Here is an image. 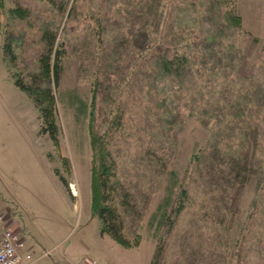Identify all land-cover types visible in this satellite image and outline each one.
<instances>
[{"label":"rangeland","instance_id":"374dc122","mask_svg":"<svg viewBox=\"0 0 264 264\" xmlns=\"http://www.w3.org/2000/svg\"><path fill=\"white\" fill-rule=\"evenodd\" d=\"M144 25L152 50L162 34L169 48L189 54L195 104L217 99L208 108L224 113L222 126L250 119H234L237 106L223 100L264 89V0H0V213L18 224L25 242L17 264H27L26 254L32 264H76L85 256L97 264H149L155 250L161 264H264V216L250 214L252 187L236 181L225 207L220 189L187 178L205 121L190 113L177 79L156 77L154 62H140L146 40L134 44V34ZM7 43L12 60L3 54ZM11 74L52 112L56 141L40 134L38 111ZM251 113L264 117V104ZM90 132L108 138L112 205L128 247L99 238ZM259 144L253 152L262 161Z\"/></svg>","mask_w":264,"mask_h":264},{"label":"trees","instance_id":"16d2710c","mask_svg":"<svg viewBox=\"0 0 264 264\" xmlns=\"http://www.w3.org/2000/svg\"><path fill=\"white\" fill-rule=\"evenodd\" d=\"M152 10L157 17L161 16L162 13L158 14L156 8L151 9V11ZM231 18V20L236 21V18L232 16ZM157 25L158 22L153 23V26ZM144 27L146 28L144 25L142 26V30L137 32V36L134 34V44L135 39L142 38V41L146 40L144 45H142L143 51H145L144 53L146 55H143L144 53L140 55V62H143V65L148 64L149 61L154 62L156 64L155 70L157 71L156 77L158 76L161 78L163 76H168L164 79H177L179 85L184 87L188 92H186V96L189 102L190 113L193 116L200 117L201 120L205 121L207 136L203 143L190 157L191 161L189 160L186 170L189 175L187 178L189 179L190 177L196 175L202 178L204 184L202 185L203 188L211 189L213 187V190L217 191L220 189L222 191L221 193H223L221 199L224 202L225 207L231 203L229 194L234 190V186L237 182L238 184L246 183L250 185L252 187L251 200L248 205V209L251 210L250 214H254L256 218L261 215L263 217L264 157L262 161H258L257 157L254 155L255 152L253 151L256 150L255 148L261 140L264 143V117L262 116L259 119L249 115L248 113L252 112V107L256 104L259 106L264 104V89L261 90L260 88L259 91L255 92L252 90V87L249 91H247V94L245 93L242 97L234 98L235 102L232 101V104L227 102V100H230L229 98H225L223 103H228L230 107L233 104L237 106V110L233 116L234 119H242V114L249 116L250 119L247 120L246 118L243 120L244 122L242 124H235L231 128L226 119L223 124L224 126H222L221 121L218 120V115L224 113L221 112L215 114L212 109L208 108L218 103L217 99L202 98L199 105L195 104L197 99L193 96V89L196 90L198 87L196 82H192L191 78L190 81L186 78L190 75L192 68H194L189 54L180 52L179 49L169 48L170 45L165 44L166 40L165 37H162V34L161 39L158 38L157 48L153 49L155 51L153 52L151 49L152 44L147 39L150 32L149 30L146 32ZM254 40L256 42L258 41L256 38ZM3 54L8 56L10 60L14 58L12 48L9 43L3 45ZM135 56L136 53L134 52V57ZM55 59L56 62L54 65L57 67L59 54L56 55ZM52 70L53 83L56 85L60 70L59 67L55 69L52 68ZM142 71H144L143 73L145 74L147 70L142 69ZM11 76L14 78L15 86L19 90L24 91L35 105L39 114L40 134H46L52 141H56L57 130L52 119V112L48 108H44L41 105L37 94L33 93L30 86L24 83L22 78L14 76L13 74H11ZM42 90H45L46 96L52 100L51 93L47 92V89ZM240 103H244V107H240ZM82 109L84 110L85 107L78 108V110ZM248 109L250 110L249 112L247 111ZM221 126L223 128H221ZM227 127H229V129ZM253 134H255V136ZM230 137L236 139L237 144H234L235 146L230 143L232 141ZM258 138L260 140L256 141ZM107 141L104 139L103 135H96V133L93 132L89 133V143L91 149V211H93V215L97 216L100 220L101 235L106 234L122 246L128 247L130 245L123 234V226L119 217V212H117L116 208L112 205L111 197L113 186L110 179L112 178L113 171L112 164L109 162L110 152L106 145ZM263 143H260L258 146L261 147L262 145V153H264ZM251 144L253 146H251ZM55 173L59 176L61 182L66 187L68 185L66 179L59 174L58 170H56ZM238 173H243L244 175H239ZM172 184L174 186L176 182ZM171 191L172 188L170 193ZM167 202H169V198L167 199ZM165 218L166 215L164 213L161 216V222H159L160 225ZM149 264H161V255L159 251H153Z\"/></svg>","mask_w":264,"mask_h":264},{"label":"built area","instance_id":"2783aa9c","mask_svg":"<svg viewBox=\"0 0 264 264\" xmlns=\"http://www.w3.org/2000/svg\"><path fill=\"white\" fill-rule=\"evenodd\" d=\"M24 248V242L9 226L7 219L0 214V264H17L20 260L19 252ZM44 252L41 256L48 255ZM27 264H32L35 260L31 254L24 256ZM38 259V258H37ZM76 264H97L89 257H83Z\"/></svg>","mask_w":264,"mask_h":264},{"label":"crops","instance_id":"0c3cea01","mask_svg":"<svg viewBox=\"0 0 264 264\" xmlns=\"http://www.w3.org/2000/svg\"><path fill=\"white\" fill-rule=\"evenodd\" d=\"M65 157V156H64ZM91 157V156H90ZM67 160H68V162H70L69 161V159L67 158V157H65ZM91 159V158H90ZM71 167H72V165H71ZM90 169V168H89ZM70 184H71V186H72V193L74 194V197H78L79 196V192H78V190L77 189H75L74 187H73V185H74V183H72V182H70ZM1 214V213H0ZM3 214V213H2ZM1 214V215H2ZM2 216H4L5 218H7V222L9 221V227L16 233V234H18V236H20V229H18L19 227H18V224L16 223V222H14L13 223V220L11 219V221H10V218L8 217V216H6V215H2ZM12 226V227H11ZM103 237H108V238H110L111 239V241H114L115 243H117L118 245H120L121 247H124V246H122L121 244H119L118 242H116L114 239H112L110 236H108V235H106V234H100V228H99V238H103ZM20 238H22V237H20ZM104 239V238H103ZM23 242H24V240H23ZM25 243V242H24ZM104 260L108 263V264H110L109 262V260L107 259V258H104Z\"/></svg>","mask_w":264,"mask_h":264}]
</instances>
